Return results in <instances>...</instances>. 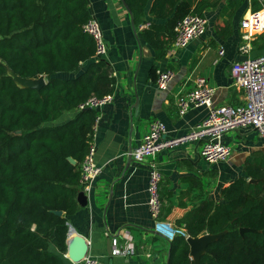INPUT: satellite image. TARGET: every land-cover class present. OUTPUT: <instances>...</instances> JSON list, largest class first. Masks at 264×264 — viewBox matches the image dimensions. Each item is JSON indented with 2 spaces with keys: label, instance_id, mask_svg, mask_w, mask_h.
Here are the masks:
<instances>
[{
  "label": "trees",
  "instance_id": "obj_1",
  "mask_svg": "<svg viewBox=\"0 0 264 264\" xmlns=\"http://www.w3.org/2000/svg\"><path fill=\"white\" fill-rule=\"evenodd\" d=\"M124 1L138 26L150 0ZM210 6L154 0L151 13L166 21L151 22L142 35L156 59L167 55L179 20ZM91 14L90 0H0V264H65L49 247L68 250V216L80 209L81 169L98 115L79 105L116 90L109 62L96 57L95 39L84 30ZM9 70L44 75L46 84L20 86ZM71 110L77 112L69 121L49 124ZM221 195L199 197L178 220L184 231L170 243L169 264H195L188 238L220 232L200 264H264V155L248 159L244 175Z\"/></svg>",
  "mask_w": 264,
  "mask_h": 264
},
{
  "label": "crops",
  "instance_id": "obj_2",
  "mask_svg": "<svg viewBox=\"0 0 264 264\" xmlns=\"http://www.w3.org/2000/svg\"><path fill=\"white\" fill-rule=\"evenodd\" d=\"M153 1H149L142 23L137 26L122 0H90L91 12L100 22L108 44L104 59L111 66L116 90L113 101L98 109L100 120L94 132L96 160L103 171L87 193L88 205H80L78 211L68 216L67 242L76 235L86 238L89 254L105 264H167L171 241L184 231L178 220L199 197L220 201L223 188L244 175L248 159L264 155V138L252 127L225 134L224 141L234 152L221 163L211 164L202 158L199 140H185L161 149L156 160L163 175L164 205L161 218L152 219L147 204L149 169L146 164L129 159L132 148L142 143L155 119L166 125L167 139L184 136L203 122L208 107H194L180 116L177 105L178 96L194 87L199 78L215 87L213 106L242 103L243 91L235 85L232 65L264 54V33L254 36L250 52L240 51L242 34L246 32L242 22L260 6L261 0H207L212 6L204 10L208 27L203 38L192 40L185 48H177L173 42L167 55L156 59L155 49L142 35L151 22L166 21L151 13ZM166 69L173 70L174 77L166 89H161L157 77L159 71ZM56 76L65 78L73 74ZM76 112L67 111L49 124H63ZM109 237L134 246L135 253L110 256ZM49 248L65 264H74L67 252L62 254L53 244Z\"/></svg>",
  "mask_w": 264,
  "mask_h": 264
},
{
  "label": "built area",
  "instance_id": "obj_3",
  "mask_svg": "<svg viewBox=\"0 0 264 264\" xmlns=\"http://www.w3.org/2000/svg\"><path fill=\"white\" fill-rule=\"evenodd\" d=\"M239 1V0H235ZM208 19L206 16L190 13L175 26L174 45L177 48H185L192 40L203 38L207 31ZM246 30L242 34L240 51L250 52L252 40L256 34L264 33V0L261 7L253 10L242 22ZM84 30L89 33L96 42V57L104 58L108 52V44L98 19L91 14L84 25ZM220 55L224 50H220ZM235 85L243 91V102L240 104H224L213 106L212 99L215 87L210 85L205 78H199L195 86L178 96L177 105L180 116L185 115L194 107L206 106L209 108L207 117L195 130L177 138L167 139L166 125L158 119L150 124L149 131L143 136L142 143L132 148L130 156L139 164H146L149 169L148 180V210L154 221L161 218L163 210V198L161 183L163 175L158 168L157 153L168 146L178 144L185 140H199L202 142L200 155L211 164L227 161L233 154L234 148L225 143L224 136L231 130L252 127L264 138V54L249 56L241 61L234 62L231 69ZM113 76V74H112ZM174 77V71L166 69L159 71L157 85L166 89ZM114 94L103 97L92 96L79 105V109H100L102 106L113 101ZM100 120L98 113L93 131V140L88 154L82 164L80 186L86 194L91 189L92 183L102 173L103 167L96 160L97 145L94 141V132ZM123 235V233H122ZM113 255L130 256L135 253L134 246L119 243L117 237L112 239ZM78 264H105L101 259L88 254Z\"/></svg>",
  "mask_w": 264,
  "mask_h": 264
},
{
  "label": "water",
  "instance_id": "obj_4",
  "mask_svg": "<svg viewBox=\"0 0 264 264\" xmlns=\"http://www.w3.org/2000/svg\"><path fill=\"white\" fill-rule=\"evenodd\" d=\"M122 2L126 6L128 11L131 13L130 8L127 6L125 1L122 0ZM132 26L135 29L134 21ZM9 74L14 78V80L17 82L18 85L23 87H32V88L40 89L44 84H46L44 75H40L38 78H22L19 75L15 74L12 70H9ZM138 102L139 101L137 99V104ZM69 159L72 163H76V161L72 157H69ZM129 159L132 160V157L129 156ZM77 201L81 206L88 205L87 194L83 191H80L77 196ZM55 213L58 215L64 214L62 210H55ZM248 230L254 231V229L241 228L242 233ZM224 233L225 232H220L216 234L208 233L197 238H193V237L188 238V242L190 243L191 246V256L194 259L195 264H200L201 256L205 253L207 247L214 241L218 240ZM67 243H68L67 256L69 260H71V262H73L74 264H78L89 254L90 244L86 238L76 235L73 237H69ZM107 250H108V254L110 256H113V252H112L113 245H112L111 237H109V239L107 240ZM167 264H169V257Z\"/></svg>",
  "mask_w": 264,
  "mask_h": 264
},
{
  "label": "rangeland",
  "instance_id": "obj_5",
  "mask_svg": "<svg viewBox=\"0 0 264 264\" xmlns=\"http://www.w3.org/2000/svg\"><path fill=\"white\" fill-rule=\"evenodd\" d=\"M45 80H46V77H45Z\"/></svg>",
  "mask_w": 264,
  "mask_h": 264
}]
</instances>
